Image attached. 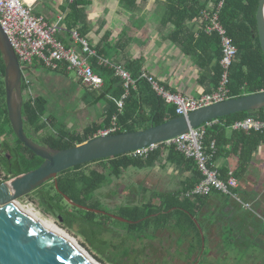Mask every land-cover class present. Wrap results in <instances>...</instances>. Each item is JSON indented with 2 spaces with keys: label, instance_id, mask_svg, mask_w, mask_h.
Returning a JSON list of instances; mask_svg holds the SVG:
<instances>
[{
  "label": "trees",
  "instance_id": "1",
  "mask_svg": "<svg viewBox=\"0 0 264 264\" xmlns=\"http://www.w3.org/2000/svg\"><path fill=\"white\" fill-rule=\"evenodd\" d=\"M120 3L125 5L131 14L137 15L135 26L143 28L147 24V15L142 16V14L148 5V0H120ZM210 3L214 4L211 13L218 10L220 24L239 51L228 72L226 84L228 99L264 91V52L260 45L256 20L260 0H165L161 24L163 29L172 27L168 39L184 57L194 60L200 72L202 85L207 81L202 72L213 74L210 78L213 87L208 93L217 91L224 74L221 65L223 58L221 37L218 33L208 35L204 30L196 33L190 28L193 22L202 19L203 12L210 10ZM91 4L92 0H74L63 10L66 12L69 9L64 21L66 30H77L80 37L86 41L92 32L87 15V7ZM220 4H222L221 8H219ZM135 35L134 32L121 31L117 38L111 41L112 33L106 32L94 47L88 41L89 47L95 52V55L89 58L90 65L94 72L103 78L104 87L96 91L86 89L84 100H87L86 105L98 103L101 100L109 104V110L102 124H92L80 132L69 130L62 121H58L50 114L49 102L44 97L39 95L33 97L27 94L29 86L22 79L24 96L22 115L26 135L44 147L66 150L99 136L100 131L112 126L114 117H117L118 130L113 135L146 130L179 117L176 106L166 103L153 90L150 82L143 77V74L147 73L143 67L145 62L143 58L135 60L125 58L126 49L133 42ZM118 67L130 75L133 83H129L128 88H125V81L117 74ZM4 76L5 61L0 49V138L14 139L17 142L16 145L22 146L26 153H21L19 150L13 154L14 163L4 162L6 170L4 181H6L38 169L43 160L26 148L14 135L8 118ZM160 84L168 91L175 93L170 86L162 82ZM126 93L123 110L120 112L118 101ZM25 95H27L26 98ZM108 97H111V100ZM250 117L264 121V108L220 118L211 121V125H202L206 132L203 140L205 149L213 156L209 166L213 165L218 169L220 179L223 181L227 182L230 172L238 182L242 181L258 149L264 145V130L258 132L231 128L235 123ZM213 144L214 149H212ZM165 155L167 161L181 167H186L187 164L190 169L193 167V178L184 190L165 195L163 204L159 207L152 204L131 208L119 206L117 215L133 222L127 226L106 214L88 212L77 206H70L64 199L66 195L77 205L101 211L99 206L102 201L93 197L96 192L113 184L114 180L120 179L127 169L151 164L164 158ZM229 161L231 163L227 164ZM95 162H99L100 165L89 172L78 171L83 165L62 172L57 179L58 189L53 182L33 193L40 194V199L50 214L63 222L65 227L79 229L87 241L113 264H131L133 261L135 264H143L145 250L141 241L151 233V230L157 233L164 227L171 228L174 225V219L185 220V223L192 224L200 212V208L196 209L191 205L193 202L203 206L206 199L215 193L232 199L236 196L235 192L238 189L231 188L232 195L228 196L219 192L188 196L204 179V176L193 159H187L178 152L176 147L167 148L165 144H161L147 159L133 158L130 154H126ZM217 163L222 164L216 167ZM210 219L214 220L213 217L203 220L207 222ZM108 221L127 227V234L113 239L112 242L99 239L109 225ZM200 226L202 227V224ZM195 229L199 232L197 227ZM225 230V239L228 240L232 233L227 231V228ZM133 256H135L134 259Z\"/></svg>",
  "mask_w": 264,
  "mask_h": 264
},
{
  "label": "crops",
  "instance_id": "2",
  "mask_svg": "<svg viewBox=\"0 0 264 264\" xmlns=\"http://www.w3.org/2000/svg\"><path fill=\"white\" fill-rule=\"evenodd\" d=\"M27 1L33 7L35 15H42L49 21L56 20L59 14H65L66 16L69 11V9L66 12L63 11L68 4L66 0ZM162 7L165 11V0H148V5L142 14V16L147 15V24L143 28H139L135 26L137 15L131 14L125 5H121L120 0H92V4L87 7V15L92 28L87 40L94 47L106 32L112 33L111 41L115 40L121 31L126 33L134 32L136 34L135 38H133V42L126 49L125 58L135 60L142 57L145 61L143 67L147 70L146 74L170 86L177 94L192 98H199L202 95L209 94L208 92L213 87L210 79L213 74L202 72L207 78V81L202 85L200 72L194 60L184 57L179 49L168 39L172 27L160 29L158 25L155 26L150 23V11L154 9V16L159 18L156 11ZM213 8L214 4L210 3V10L203 12V15L205 13L214 14L211 13ZM204 24L205 20L202 16V19L193 22L190 28L197 33L203 30ZM157 46L159 48L156 51L150 52L152 47ZM150 53L152 54L150 55ZM105 62L108 63V61ZM158 63H162V65ZM61 67L63 68L53 71L35 63L29 72L31 88L27 94L33 97L38 95L44 97L49 102L51 115L58 121H62L68 128L73 124L72 128H70L71 131L80 132L92 124H102L109 110V104L102 100L98 103L84 105V108L78 110L76 114L78 120L76 121H72L70 116L65 115L66 111H68L65 109L66 107L78 105L76 101L81 99L78 89L79 87H84L78 79L71 81L67 77L69 70L66 66L62 65ZM118 69L121 68L118 67ZM193 91L195 94L192 93ZM85 95L82 96L83 100ZM110 98L108 97L109 100H111ZM72 108L74 107L72 106ZM230 163L231 161L227 164ZM221 164L217 163L215 165L220 167ZM192 168L190 169L189 164L186 167H181L176 163L167 161L165 155L164 158L158 159L151 164L127 169L123 172L120 179L113 181L111 186L123 187L125 185L126 188L128 183L132 181L128 191H137V194L140 195V197L132 199L134 203L141 207L149 204L159 207L163 204L165 195L174 194L186 188L194 175ZM235 195L233 198L235 202L232 203H229V201H232L231 199L215 193L206 199L203 206H200L197 202H193L191 205L196 209L200 208L198 213L200 216H197V219L201 221L207 217H213L217 222L224 220V226L228 228L234 227L231 224L234 219L237 224L236 227L241 230L237 235L244 234V236L252 240L257 232L259 235L258 241L264 247V227L258 230L252 218L257 211L253 208V214L242 213V210H248L244 208V204H249L250 209L256 206L261 208V211H264V145L258 149L247 175L242 181H239V187ZM259 195L262 196L260 197ZM238 196L241 197L242 201L238 199ZM259 199L261 202L258 201ZM221 200H224V204H221ZM238 203H242V206ZM211 210L213 211L210 212Z\"/></svg>",
  "mask_w": 264,
  "mask_h": 264
},
{
  "label": "water",
  "instance_id": "3",
  "mask_svg": "<svg viewBox=\"0 0 264 264\" xmlns=\"http://www.w3.org/2000/svg\"><path fill=\"white\" fill-rule=\"evenodd\" d=\"M256 20L264 52V0H260ZM0 49L5 61L6 105L11 127L17 139L44 160L38 169L0 183V264H88L17 202L51 181L58 189L57 179L62 172L165 143L220 118L264 108V91H261L205 106L146 130L100 135L70 149L54 150L35 143L24 131L23 74L17 55L1 26ZM64 198L82 210L100 213L77 205L66 195Z\"/></svg>",
  "mask_w": 264,
  "mask_h": 264
},
{
  "label": "built area",
  "instance_id": "4",
  "mask_svg": "<svg viewBox=\"0 0 264 264\" xmlns=\"http://www.w3.org/2000/svg\"><path fill=\"white\" fill-rule=\"evenodd\" d=\"M66 1L71 3L74 0ZM221 6L222 4H220L219 8ZM65 17V14H59L56 20L49 21L42 15H35L33 7L27 0H0V26L17 55L23 80L29 86L28 92L31 88L29 72L35 63L53 71L60 69L62 65L66 66L69 71L76 73L81 85L90 91L100 90L104 87L103 78L94 72L89 62L90 56H94L95 52L89 47L88 41L80 37L77 30H66ZM203 17L205 20L203 28L205 33L208 35L218 33L221 37V48L223 51L221 65L224 74L221 86L217 91L202 95L199 98H192L172 93L162 86L156 78L147 74L143 75L150 82L153 90L166 103L176 106V112L179 116L188 115L200 108L228 99L226 90L228 72L239 51L220 24L218 12L214 14L205 13ZM65 33H67L69 43L72 44L70 46L65 42ZM117 74L125 81V88H128L129 83L132 82L130 75L121 69H117ZM126 97L127 93L118 101L120 112L123 110ZM207 125H211V123L209 122ZM231 128L234 130H255L259 132L264 130V121H258L254 117H250L245 121L235 123ZM117 130V117H114L112 126L100 131L99 136L112 135ZM205 134V129L201 126L162 144H165L167 148L176 147L178 152L187 159H193L198 170L204 176V179L188 196L207 195L212 192H219L226 196L232 195L231 188H238L239 182L232 172H230L227 182L221 180L218 169L214 168L213 165L209 166L213 156L208 154L205 149L203 143ZM160 145H151L129 154L133 158L147 159ZM212 149H214V144ZM0 182H4V179H0ZM244 208L250 209L248 204L244 205Z\"/></svg>",
  "mask_w": 264,
  "mask_h": 264
},
{
  "label": "flooded vegetation",
  "instance_id": "5",
  "mask_svg": "<svg viewBox=\"0 0 264 264\" xmlns=\"http://www.w3.org/2000/svg\"><path fill=\"white\" fill-rule=\"evenodd\" d=\"M16 144L17 142L12 138L10 139L8 138L5 140L0 138V172L2 173L6 172L5 163H4L5 161L7 162L9 161V163L15 162V158L13 156L14 153L20 150L21 153L26 154L23 151L22 146L18 147V145ZM99 165H100L99 162L88 163L83 165L80 169H78V171L89 172L92 168L98 167ZM53 182L54 181L48 182L45 185L52 184ZM106 188L107 187H104L103 189H101V191L96 192L93 195V197L97 200L99 199L108 200L109 203H104L101 200L102 206L103 204L111 205L116 203L119 204V206H124L125 204H128L129 206H133V207L140 206L137 203H134V200H132L137 197H140V195L137 194V191H132V190L129 191V194L126 197V201L122 203L123 200L122 192L125 189V187L111 186L109 189ZM109 190L110 192H106ZM117 194L118 196L116 197ZM66 203L69 204L70 206H73L67 201ZM100 213L106 214L109 217H111L113 220H117L126 226L130 223H133L128 220H127L128 222H123L117 219V218H121L119 215L117 214L112 215L108 212V210L105 209H101ZM184 221L185 220L174 219V225H172V227L174 228V232H172L171 230L172 227L171 228L164 227L158 230L157 233H153L154 230L150 231L151 234H149L145 239H143L142 242L143 249L145 250L143 257L144 260L143 264H222V262L226 260L224 254L220 255L222 253V250L224 249L223 239H225L226 237L225 226L219 238H210L209 237L210 226H212L213 223H218L216 220L211 221L210 219L209 221L205 222L204 220L200 221L199 219L194 218L192 224H189L187 222L185 223ZM108 222L111 223L112 221H108ZM201 224L202 227L200 226ZM124 225L122 226L125 229L121 231L115 230L107 225L104 233H108L109 231L114 237L120 238L121 236L127 234L128 229ZM196 227L199 229V232L195 229ZM214 230L216 231L215 227ZM177 232H180V234H178ZM231 237H232L231 243L236 244L237 242L235 238H239L240 236L237 235V231H236L231 234ZM207 246L209 248L208 251H207ZM216 250H219V252L215 253ZM209 254H211L210 255L211 258H209L211 262H208L209 259L207 257L209 256ZM232 260L233 259H230L231 263ZM246 263H248V260H246ZM238 264H243V263L239 262ZM251 264H253V262Z\"/></svg>",
  "mask_w": 264,
  "mask_h": 264
},
{
  "label": "rangeland",
  "instance_id": "6",
  "mask_svg": "<svg viewBox=\"0 0 264 264\" xmlns=\"http://www.w3.org/2000/svg\"><path fill=\"white\" fill-rule=\"evenodd\" d=\"M154 11H155L154 9L152 11H150L151 12L150 23L155 25V26L158 25V27L160 29H162L161 19H162V16L164 14V8L162 7L159 10L156 11V14H158L159 18H156L154 16ZM151 27H152V25H151ZM64 39H65V42L67 43V45H69V46L72 45V44L69 43V40L67 38V33H65V38ZM158 48H159L158 46L157 47H152L150 49V52L153 53V51H156ZM147 51H149V50H147ZM152 53H150V55ZM158 64L162 65V63H158ZM160 67L164 68L163 66H160ZM68 72L69 73H68L67 77L71 81L77 79L76 73L74 71H68ZM78 93H80V96H81V99H78V101H76V103H78V105H70V106L65 108L66 110H68V111H66L65 115L70 116L72 121L78 120L77 119V115H76L78 110H81V108H84V105L86 106L85 103H87V100H83V98H82V96L85 95L86 90L84 88L79 87ZM192 93L195 94L194 91ZM26 97H27V95H25V98ZM72 106L74 108H72ZM72 126H73V124H72ZM72 126H70V128H72ZM70 128H68V129L71 130ZM4 176H5L4 173L0 172V179L1 180L4 179ZM117 180H114V182L117 181ZM130 183H128V186L122 192V197H123L122 203L124 201H126V197L129 194L128 190L130 189V187L132 185V181ZM111 185L110 186H106L107 187L106 189H109L111 187ZM123 187H125V185ZM47 189H49V187H47ZM106 192H110V190L106 191ZM117 196H118V194L116 195V197ZM238 199L240 201H242L240 196H238ZM101 200L104 203H109L108 200H106V199H101ZM231 200L232 201H229V203L235 202L234 201L235 199L232 198ZM19 201L23 205L33 207L43 218L45 217L46 219L54 222L60 228L65 230L69 235L74 237L79 242V244L83 248H85L91 254V256L96 261H98L100 264H113L110 261H108L103 255H101L100 252L98 250H96L94 246H92L90 244V242L87 241V239L79 231V229H72V228L65 227L63 222L59 221L54 215L50 214L48 212V210L46 209L43 201L40 199V194L32 193V194H30L27 197L19 199ZM258 201L261 202L260 199ZM243 203H245V202H243ZM247 203H250V202H247ZM221 204H224V200H221ZM238 204L241 205L242 203H238ZM125 205H128V204H125ZM244 205H247V204H244ZM118 206H119V204L116 203V204H111V205L110 204H103V206L101 205L99 207L101 209L108 210V212L110 214L115 215V214H118ZM125 207L131 208L132 206L128 205V206H125ZM249 208H250V206H249ZM253 208L257 212L252 218H253V221L256 224L255 225L256 228H258V230H259V229H261V227H264V213H263L264 211H261L262 210L261 208H258L256 206H254L251 209H248L247 211L242 210V213L243 214H248V215L253 214ZM212 211L213 210H211L210 212H212ZM257 213H259V214H257ZM218 218H220V217L218 216ZM234 221L235 220L233 219V221L231 222L232 226H234V227H228L227 231L229 230L231 233L237 231V233H240L241 230H239V228L236 227L237 224ZM224 224H225L224 220L221 221V222H218V223H213L212 226H210L209 237L210 238H219L221 236V234H222V231H223V228H224ZM108 226L112 227L115 230H119V231L125 229L122 226V224L117 223V222H113V223L111 222V223H109ZM213 226L216 228V231L214 230ZM171 230H172V232H174V228L173 227L171 228ZM177 233L180 234V232H177ZM239 236H240L239 238H235L236 236L234 237L236 239V242H237L236 244L231 243L232 237H230L228 240L227 239H223L224 249L222 250V253L220 255L224 254L226 260L224 262H222V264H238L239 262H241L243 264H251L253 262V264H254V261H255V264H264V247H263L262 243L260 241H258V237H259L258 233L256 232V235L254 236L253 240L247 238L246 236H244V234L243 235H239ZM99 239L103 240L104 242H108V241L112 242V241H114L113 239H118V237H114L111 234V232L108 231V233H104V234L101 233V236H100ZM141 242H143V241H141ZM208 249L209 248L207 246V251H208ZM245 249H247V250H245ZM218 252H219V250H216L215 253H218ZM210 255L211 254H209V256L207 257L208 259L211 258ZM134 257L135 256H133V259H134ZM230 259H233L232 263L230 262ZM246 260H248V263H246ZM208 262H211V260L209 259ZM131 264H135L134 261L131 262Z\"/></svg>",
  "mask_w": 264,
  "mask_h": 264
},
{
  "label": "bare ground",
  "instance_id": "7",
  "mask_svg": "<svg viewBox=\"0 0 264 264\" xmlns=\"http://www.w3.org/2000/svg\"><path fill=\"white\" fill-rule=\"evenodd\" d=\"M17 202L22 205L34 218H36L59 241L65 244L74 254L81 257L88 264H100L85 248L79 244V242L74 237L69 235L65 230L45 217L43 218L33 207L23 205L20 201Z\"/></svg>",
  "mask_w": 264,
  "mask_h": 264
}]
</instances>
